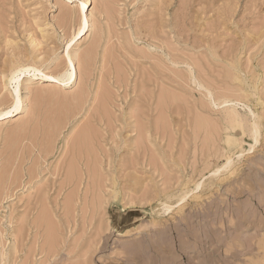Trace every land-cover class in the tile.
<instances>
[{
    "label": "rangeland",
    "instance_id": "374dc122",
    "mask_svg": "<svg viewBox=\"0 0 264 264\" xmlns=\"http://www.w3.org/2000/svg\"><path fill=\"white\" fill-rule=\"evenodd\" d=\"M16 89L0 264H264V0H0Z\"/></svg>",
    "mask_w": 264,
    "mask_h": 264
},
{
    "label": "bare ground",
    "instance_id": "6f19581e",
    "mask_svg": "<svg viewBox=\"0 0 264 264\" xmlns=\"http://www.w3.org/2000/svg\"><path fill=\"white\" fill-rule=\"evenodd\" d=\"M85 6V2L84 1H82L81 2V9H79L78 8V11L80 12V10H82L83 11V7ZM87 28H88V24H87V20L84 18V17H81L80 16V18H79V22H78V27H77V32H76V34H77V36L78 37H81L82 36V34H84L85 33V31H87ZM87 57V56H86ZM84 58V60H81L82 62H83V64H85V66H86V64H87V59L88 58ZM69 66L70 67H67L66 68V71H65V74L63 75V81L64 82H66V84H70L74 79H75V77H76V73H75V67H73V65H72V63L70 62L69 63ZM83 66V65H82ZM33 69L34 68V66L33 65H23V64H19V65H17V66H14V67H12V69H11V71H12V76L14 75V74H18V73H22V72H24V71H27V70H29V69ZM22 99L20 98V95H19V90L18 89H16L15 90V100L11 103V105H9L6 109H4V110H0V119L1 118H4V117H9V116H14V115H16V114H18L20 111V109H22V101H21ZM227 115V118H228V120L230 121V123L233 125V126H240L241 125V121L239 120V118H238V116L236 115V114H233V113H227L226 114ZM259 131H260V123L258 122V121H256V123H254L253 125H252V127H251V130H250V132H251V136H252V138H253V140H254V142H257L258 141V135H259ZM45 135H47V134H45ZM48 136V140H47V142L48 141H50L51 140V138H52V140H53V138H54V134H48L47 135ZM52 136V137H51ZM46 138V137H45ZM225 140H226V142H230V141H232V140H234L235 141V139H233V137L231 136V135H227L226 136V138H225ZM46 144V143H45ZM48 145H49V142H48ZM230 163H231V157L230 156H228L227 157V161H226V163L225 164H223L219 169H217L215 172H219L220 170H222V169H225L228 165H230ZM202 186H201V184L200 183H196L195 184V187L194 188H196V189H198V188H201ZM186 193H184V195H185ZM184 195H182V196H180L179 197V200H182L183 198H184ZM161 205H162V207L160 208L161 209V211H160V213H165V212H168L171 208H172V205H170V204H167V203H161ZM155 224H157V223H155ZM175 230V229H174ZM159 231H161L160 229H159ZM158 231V232H159ZM186 231V230H185ZM210 232V231H209ZM184 234V233H183ZM194 245H196V244H194ZM179 247V246H178ZM190 247V246H189ZM200 247V246H199ZM180 248V247H179ZM185 249V248H184ZM196 249V248H195ZM172 251V250H171ZM170 254H172V253H170ZM173 255H174V253H173ZM209 255V254H208ZM170 257H173L172 255H170ZM168 260H169V258H168ZM172 260V259H171ZM173 261V260H172ZM171 261V262H172ZM170 262V263H171ZM169 263V262H168ZM173 263V262H172ZM205 264V263H204ZM218 264V263H217Z\"/></svg>",
    "mask_w": 264,
    "mask_h": 264
}]
</instances>
